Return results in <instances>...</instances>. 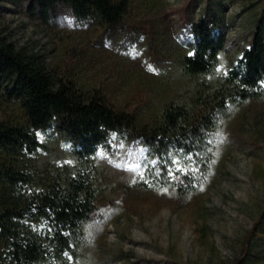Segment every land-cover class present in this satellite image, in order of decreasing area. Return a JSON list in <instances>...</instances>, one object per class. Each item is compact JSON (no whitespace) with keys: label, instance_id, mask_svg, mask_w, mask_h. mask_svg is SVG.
I'll use <instances>...</instances> for the list:
<instances>
[{"label":"rangeland","instance_id":"obj_1","mask_svg":"<svg viewBox=\"0 0 264 264\" xmlns=\"http://www.w3.org/2000/svg\"><path fill=\"white\" fill-rule=\"evenodd\" d=\"M127 2L113 26L79 21L62 4L44 24L37 11L29 14L30 2H0L1 36L44 55L58 79L98 90L133 116L128 133L112 132L97 149L101 193L73 264H264V97L227 108L213 134L210 169L184 197L170 186L143 188L154 161L139 135L167 103H190L221 83L264 23V0ZM203 19L217 25L225 45L214 71L189 78L181 60ZM0 122L30 128L19 103L2 96ZM34 131L42 144L38 171L72 170L75 157L57 119Z\"/></svg>","mask_w":264,"mask_h":264},{"label":"trees","instance_id":"obj_2","mask_svg":"<svg viewBox=\"0 0 264 264\" xmlns=\"http://www.w3.org/2000/svg\"><path fill=\"white\" fill-rule=\"evenodd\" d=\"M30 2L44 24L58 4L75 19L102 26L117 24L127 0H0ZM216 21V20H215ZM208 19L191 28L194 43L182 58V73L208 75L217 68L225 45L223 33ZM196 92L190 103L171 101L158 119L140 129L145 153L153 158L143 188L170 186L178 196L195 192L212 160V138L230 105L264 97V23L253 30L247 48L221 83ZM16 100L30 128L0 122V264H73L82 241V225L95 217L101 193L94 163L97 149L114 132L128 133L133 116L115 110L98 90H81L58 79L44 55L17 48L0 35V97ZM56 118L72 148V170L39 172L42 148L34 130Z\"/></svg>","mask_w":264,"mask_h":264}]
</instances>
